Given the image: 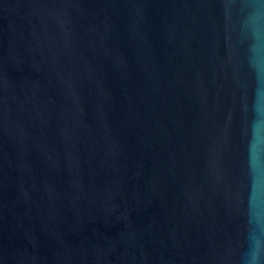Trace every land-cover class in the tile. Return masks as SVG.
I'll return each instance as SVG.
<instances>
[{
	"label": "water",
	"instance_id": "obj_1",
	"mask_svg": "<svg viewBox=\"0 0 264 264\" xmlns=\"http://www.w3.org/2000/svg\"><path fill=\"white\" fill-rule=\"evenodd\" d=\"M245 2L0 0V264H264Z\"/></svg>",
	"mask_w": 264,
	"mask_h": 264
},
{
	"label": "clouds",
	"instance_id": "obj_2",
	"mask_svg": "<svg viewBox=\"0 0 264 264\" xmlns=\"http://www.w3.org/2000/svg\"><path fill=\"white\" fill-rule=\"evenodd\" d=\"M245 9L239 21L245 33H249L254 41L252 52L259 56L264 53V0H246ZM249 264H259L258 257L253 254Z\"/></svg>",
	"mask_w": 264,
	"mask_h": 264
}]
</instances>
